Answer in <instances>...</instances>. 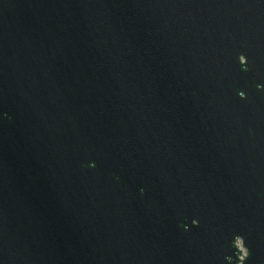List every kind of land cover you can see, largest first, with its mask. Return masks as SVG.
<instances>
[{"label":"water","instance_id":"water-1","mask_svg":"<svg viewBox=\"0 0 264 264\" xmlns=\"http://www.w3.org/2000/svg\"><path fill=\"white\" fill-rule=\"evenodd\" d=\"M237 235L264 264V0H0V264H240Z\"/></svg>","mask_w":264,"mask_h":264},{"label":"clouds","instance_id":"clouds-1","mask_svg":"<svg viewBox=\"0 0 264 264\" xmlns=\"http://www.w3.org/2000/svg\"><path fill=\"white\" fill-rule=\"evenodd\" d=\"M193 223H197V221H193ZM235 246L240 250L241 252V255L239 256V261H240V264H243V260L245 259V257L248 255V251L245 247V244H244V240H243V237L242 236H239L237 235L236 238H235Z\"/></svg>","mask_w":264,"mask_h":264}]
</instances>
